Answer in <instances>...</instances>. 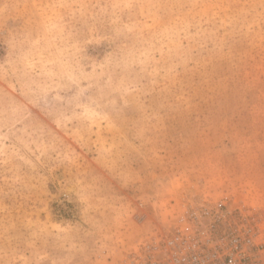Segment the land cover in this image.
Segmentation results:
<instances>
[{
	"label": "rangeland",
	"instance_id": "obj_1",
	"mask_svg": "<svg viewBox=\"0 0 264 264\" xmlns=\"http://www.w3.org/2000/svg\"><path fill=\"white\" fill-rule=\"evenodd\" d=\"M204 201L264 225V0H0V264H129Z\"/></svg>",
	"mask_w": 264,
	"mask_h": 264
},
{
	"label": "built area",
	"instance_id": "obj_2",
	"mask_svg": "<svg viewBox=\"0 0 264 264\" xmlns=\"http://www.w3.org/2000/svg\"><path fill=\"white\" fill-rule=\"evenodd\" d=\"M129 264H264V225L246 208L204 201L154 239Z\"/></svg>",
	"mask_w": 264,
	"mask_h": 264
}]
</instances>
